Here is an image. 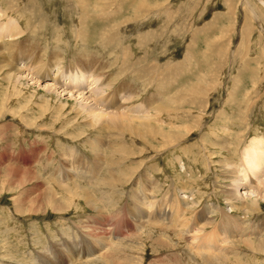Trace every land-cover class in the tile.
Returning a JSON list of instances; mask_svg holds the SVG:
<instances>
[{
	"label": "rangeland",
	"instance_id": "obj_1",
	"mask_svg": "<svg viewBox=\"0 0 264 264\" xmlns=\"http://www.w3.org/2000/svg\"><path fill=\"white\" fill-rule=\"evenodd\" d=\"M99 1L0 0V264H69L64 249L80 252L71 264H192L211 233L225 243H217L213 263L204 255L198 264H264V255L239 245L264 238V192H250L258 176L264 179V0H105L122 9L110 18L93 16ZM117 25L118 32H108ZM22 52L51 66L49 78L31 80L30 68L17 82L8 79L3 65L12 66ZM80 65L99 68L113 88H136L140 97L129 107L171 100L168 115L156 120L169 137H124L127 159L120 167L137 172L122 185L103 189L94 178L88 145L100 135L87 127L77 89L53 82L58 68ZM50 85L58 87L49 94ZM138 111L132 116L143 117ZM68 149L89 159L92 178L53 176L60 164L86 167ZM255 155L262 165L246 168ZM232 175L245 206L226 197ZM60 184L88 192L97 208ZM132 193L139 204L129 200ZM218 209L244 219V228L225 236ZM100 245L107 252H98ZM232 246L237 257L226 253Z\"/></svg>",
	"mask_w": 264,
	"mask_h": 264
},
{
	"label": "bare ground",
	"instance_id": "obj_2",
	"mask_svg": "<svg viewBox=\"0 0 264 264\" xmlns=\"http://www.w3.org/2000/svg\"><path fill=\"white\" fill-rule=\"evenodd\" d=\"M82 2H85L87 0H81ZM103 1L102 3H99ZM99 2H96L95 5H93V12H94V17L95 15H103L102 18L105 16L106 18H110V16L112 15H116V13L122 11V9L117 8V2L115 5V8L113 7H108L106 5V3L104 2L105 0H101ZM262 4H264L263 2H261ZM135 6V3L133 5ZM109 8H113L112 12L111 11H107ZM81 9H83V13L87 14V9L83 6ZM115 10V11H114ZM107 11V12H106ZM138 13V8H136L135 12H134V17H136ZM84 16V15H82ZM92 16V17H93ZM122 16V15H121ZM104 20V19H103ZM110 20V19H109ZM108 20V21H109ZM130 21H132V18H129ZM107 22V20H104ZM96 22V21H95ZM97 23V22H96ZM109 24V23H108ZM106 25V24H105ZM120 25L117 26H113V27H109L108 32H118V30L116 31V29H118ZM96 27V26H95ZM120 29V28H119ZM93 31V29L91 30ZM93 33V32H92ZM96 33V32H95ZM0 35H2V30L0 31ZM3 37V36H2ZM113 38V35L110 34L109 36H107L106 38H108L110 41H112L111 38ZM105 40V39H103ZM1 46V45H0ZM3 47V46H2ZM9 51V49H8ZM23 53L21 54V58H19L18 61H15L14 64L12 66H8V64L3 65V68L7 67L8 71H7V78L8 79H12L13 81H18L20 80L22 75H25L26 72H28L31 68L32 73H30L31 76V80H36L37 83L43 82L44 80L48 79L49 75H47L51 69V66H45V65H41V63H34L33 61L31 62V58L28 57V54L26 55L28 58H26V56L23 57ZM20 54V53H19ZM10 57H12V52H9ZM14 56V55H13ZM20 57V56H19ZM23 57V58H22ZM9 58V56H8ZM13 59V58H12ZM14 59L17 60L16 56H14ZM2 62H5V59H2ZM5 66V67H4ZM103 71L102 73L104 74L105 68L104 66L102 67ZM31 72V71H30ZM29 73V72H28ZM5 76V77H6ZM70 79V83H72L74 86H68L65 82L64 79ZM151 78V77H150ZM58 80L59 83H61L59 88H76L77 91L76 93H78L79 97H80V102L78 105V108L80 109V111L82 113H84L87 117L90 118V121H88L89 123L87 124V127H89L92 131V133L94 134H99L100 136H96L94 139L90 140L89 142V147L88 150L90 151V156L94 159V161H96L97 163L93 166H90V168L94 169L95 171V177L94 178H98L99 179V184L102 186V188L104 189V187L108 188V187H115L116 185H122L123 183H125V179L126 178H131L136 172H137V168H122L120 167V165L122 163L121 160L125 158V151H126V143L124 142L125 138H127V136L129 135L128 138H133L135 137L137 140L144 142L146 138H149L151 141H154V139L158 137H169V134L166 133L165 130H163L162 127L158 126V124H156V120L158 118L159 115L161 114H167L170 112V108L168 107L169 102L167 101H171L170 99L166 100V101H162L161 104L159 103V105H152V102H148L146 101L145 103H142L138 106L133 105L131 107L127 106L128 103H133L136 102L140 95L139 92H137L136 88L135 91H132L131 89H127V90H122V88H113L114 82L112 81V79H110L109 81L107 79H105V77L102 76L101 71L99 70V68H92L90 65H80V66H76V67H67V68H58L57 69V73L55 74V76L53 77V82ZM86 80V81H85ZM152 80V79H151ZM8 81V80H7ZM150 81V80H149ZM68 83V82H67ZM71 84V85H72ZM146 84V83H145ZM58 86H53L50 85V87H47V93H51L56 91ZM108 91V92H107ZM168 103V104H167ZM136 106V107H135ZM164 107H168L166 109L163 108ZM139 108V111L137 113L141 114V112H143L144 114L142 115L143 117H138V116H132V113H135L134 111L137 110ZM143 110V111H142ZM91 119H95V123H92ZM161 124V123H160ZM96 126H98V130L95 129ZM90 138V137H89ZM167 140V139H165ZM105 141V142H104ZM169 142V141H168ZM104 143V144H103ZM160 149V148H159ZM73 157H76V159L78 160H83L84 164L86 165V167L81 168L80 167L77 169H65L66 164L62 165L60 164L57 168L56 171L54 172L53 176L56 177H64L62 175H67L69 176V178L71 177L73 179L74 175L77 176L78 174L81 175H87L90 179L92 178V175L90 174V168H88L87 166H89V159L81 156L78 154V151H72V150H67ZM129 151V150H128ZM127 151V152H128ZM104 164L100 163V157H102V159L104 158ZM75 159V158H74ZM130 158H128L129 160ZM249 160V161H248ZM245 162V167L250 166L253 168H258L260 165V161H257V156H253L251 157V159H248ZM263 160H264V156H263ZM66 161V160H65ZM262 161V160H261ZM68 162V161H67ZM79 162V161H78ZM124 162V161H123ZM81 163V162H80ZM79 164V163H78ZM251 164V165H250ZM82 165V164H81ZM74 167V166H73ZM82 167V166H81ZM139 167V165H138ZM244 167V166H242ZM246 167V168H247ZM68 168V167H67ZM112 168H117L114 172H111L110 170ZM104 170V171H103ZM18 171V170H17ZM22 171V170H21ZM53 171V170H52ZM29 172V171H28ZM69 175H68V174ZM26 174V173H25ZM77 174V175H76ZM234 174V173H233ZM79 176V175H78ZM100 176V177H99ZM65 178V177H64ZM87 178V177H86ZM149 178V177H148ZM260 176H258L256 178L257 183L254 185L253 189L256 188L254 191H250L251 194H255V196H259L261 195L260 193L264 192V179L260 180L259 179ZM232 183H233V187L232 189H230L228 192L225 190V192H227V196L229 201H241V204H243L244 206L246 205V200H244L238 193V187L236 186L237 181L235 180V176L232 175V177L230 178ZM61 180V179H60ZM71 180V179H70ZM148 180V179H147ZM62 181V180H61ZM64 183L66 182V180L63 181ZM93 182V181H92ZM98 182V180H97ZM151 182V181H149ZM155 182V181H154ZM74 185L76 183H73ZM78 184V183H77ZM96 186L98 185L97 183H94ZM93 184V185H94ZM63 184H60V186L58 185L57 188H60L61 190L64 189V192H67L68 194H71L72 196L76 197L78 195L82 196L84 202L88 205V207L91 210H95V204H91L90 203V197L88 195V192L84 191H79L76 192L75 190H73V188H71L70 186H61ZM143 185V184H142ZM231 185V184H230ZM78 185H75L74 187L76 189H80L77 187ZM95 186V187H96ZM122 187V186H120ZM92 188V187H91ZM101 187L99 189H102ZM53 190L51 191L52 194H54V196H56V189L55 187L52 188ZM97 189V187H96ZM114 189V188H112ZM111 189V190H112ZM106 190V189H105ZM228 190V189H227ZM104 191V190H103ZM175 191V190H174ZM108 192V191H107ZM50 193V192H48ZM97 193V191H96ZM104 193V192H103ZM175 193V192H174ZM248 193H246L245 195L247 196ZM250 194V195H251ZM166 195V194H165ZM52 196V197H54ZM157 196V195H156ZM263 196V195H261ZM129 200L134 199L135 202H138L139 198L138 196H134V194L132 193L131 196H129ZM144 198V197H143ZM179 198V197H178ZM51 199V198H50ZM166 199V198H165ZM53 200V199H52ZM133 200V201H134ZM180 200V199H179ZM250 201V203H254L256 204L255 201L257 200H252V199H248ZM59 201V200H58ZM132 201V202H133ZM191 201V200H190ZM100 202V201H99ZM150 202V201H149ZM166 202V201H165ZM179 202V201H178ZM228 202V201H227ZM54 203V202H53ZM56 203V202H55ZM145 203V202H144ZM181 203V202H180ZM230 203V202H229ZM169 204V203H168ZM177 204V203H176ZM55 205V204H54ZM134 205V204H133ZM175 205V204H174ZM180 205V204H179ZM242 205V206H243ZM192 206V205H191ZM234 206V205H233ZM244 206L242 208H244ZM257 206V205H256ZM62 207V206H61ZM177 207V206H176ZM181 207V205H180ZM253 211H257L258 209H256V207L254 208V206H251ZM259 207V206H258ZM58 208V207H57ZM59 209V208H58ZM57 209V210H58ZM103 209V208H102ZM144 209V208H143ZM189 209V208H186ZM217 209V208H215ZM185 210V209H184ZM242 210V209H241ZM180 211V210H179ZM182 211V210H181ZM190 211V210H189ZM217 211V210H216ZM231 211V210H230ZM228 211V213H226V211H224V213L221 212L220 209H218V212L221 213L220 216H222L224 218V235L227 236L226 231L228 230H233V231H239L240 229L244 228L245 222L244 219L240 220L237 219L236 217H233L231 215V212ZM244 211V209H243ZM97 212V211H96ZM130 212V211H129ZM151 212V211H150ZM185 212V211H184ZM191 212H193L191 210ZM190 212V213H191ZM137 213V212H136ZM152 213V212H151ZM150 213V214H151ZM213 213V212H212ZM183 214V212H182ZM195 214V213H194ZM246 214V213H245ZM244 214V215H245ZM184 215V214H183ZM182 215V216H183ZM102 216V215H101ZM126 216V215H125ZM186 216V215H185ZM246 216V215H245ZM191 217V216H190ZM142 218V217H141ZM181 218V217H180ZM184 218V216H183ZM194 218V217H193ZM140 219V218H139ZM153 219V218H152ZM151 219V220H152ZM179 219V218H178ZM190 219V218H189ZM246 219V218H245ZM134 220V219H133ZM150 220V221H151ZM181 220V219H180ZM185 220V219H184ZM188 220V219H187ZM211 220V219H209ZM213 220V218H212ZM144 221V220H143ZM154 221V220H153ZM134 222V221H133ZM142 222V221H141ZM140 222V223H141ZM155 222V221H154ZM178 222V220H177ZM191 222V221H190ZM189 222V223H190ZM218 222V221H217ZM251 222V221H250ZM139 223V222H138ZM170 223V222H169ZM174 223V220L173 222ZM180 223V221H179ZM188 223V222H187ZM211 223V222H210ZM209 223V224H210ZM143 224V223H142ZM175 224V223H174ZM178 224V223H177ZM176 224V225H177ZM154 225V223L152 224ZM179 225V224H178ZM190 225V224H189ZM204 225V224H203ZM213 225V224H211ZM255 225V224H254ZM84 226V225H83ZM159 226V225H158ZM202 226V225H200ZM207 225H205L206 227ZM257 226V225H256ZM87 227V226H85ZM145 227V226H144ZM181 227V226H180ZM186 227V226H183ZM188 227V224H187ZM204 227V228H205ZM249 227V226H248ZM88 228V227H87ZM146 228V227H145ZM190 228V227H189ZM201 228V227H200ZM148 229V228H147ZM162 229V228H161ZM203 229V228H202ZM256 229V228H255ZM187 230V229H186ZM191 230V229H190ZM189 230V231H190ZM214 230V229H213ZM254 231V228L252 229ZM183 231V230H182ZM196 231V230H195ZM194 231V233H195ZM243 231V230H242ZM85 232L86 229H85ZM185 232V230H184ZM201 232V229L199 230L198 233ZM246 232V231H245ZM110 233V232H109ZM108 233V234H109ZM187 235V231L185 232ZM197 233V234H198ZM216 233V231H215ZM91 234V233H90ZM96 234V233H95ZM93 234V235H95ZM181 234V233H180ZM191 234V233H190ZM189 234V235H190ZM203 234V233H202ZM207 234V233H206ZM251 234V233H250ZM86 235V234H85ZM97 235V234H96ZM243 235V234H242ZM258 235V234H257ZM261 235V234H260ZM91 236V235H90ZM132 236V235H131ZM197 236V235H196ZM200 237H197V241L201 240L204 236L203 235H199ZM247 236V235H246ZM85 237V236H84ZM92 237V236H91ZM99 237V236H97ZM244 237V235H243ZM250 237V236H249ZM192 238V237H191ZM240 238V236H239ZM263 238V237H262ZM92 239V238H91ZM97 239V238H96ZM102 239V238H101ZM105 239V238H104ZM251 238L246 237V239L243 240V242L240 241L239 245L241 246V248H244L248 251H250V253H255V254H260V255H264V238L262 240H257L256 241H251L249 240ZM70 240V239H69ZM75 240V239H74ZM173 240V239H172ZM194 240V239H193ZM226 239H221V240H217V235H214L213 233H211V235L209 237H205L204 239H202L200 242V246H198V251L196 252L194 251L193 253L196 254L197 257V261H196V257L195 254H191V256L195 259H193L196 262H193L192 264H198V261H201V257H203L204 255L206 256V260H212L214 255L212 254V252H215L216 250H218V246H220V244L217 243H223ZM238 240V239H236ZM235 240V241H236ZM107 241V240H105ZM180 241V240H179ZM230 241V240H229ZM228 241V242H229ZM234 241V240H233ZM118 242V241H117ZM191 242H193L191 240ZM195 242V240H194ZM193 242V243H194ZM228 242L226 244H228ZM231 242V241H230ZM238 242V241H237ZM72 243V242H71ZM103 242H101L102 244ZM225 243V242H224ZM223 243V244H224ZM105 244V243H104ZM178 244V243H177ZM225 244V245H226ZM233 244V243H232ZM230 245V244H229ZM112 246V245H111ZM228 245H226L227 247ZM61 247V246H60ZM67 247V245H66ZM193 247V246H192ZM229 247V246H228ZM63 248V247H62ZM110 248V247H109ZM106 247L103 246H99V249H97L98 252L101 253H105L107 252V250H105ZM111 249V248H110ZM108 249V250H110ZM226 249V248H225ZM65 251L63 252L65 254V257H68L69 259V264L75 262V260H77L78 258H80V252L75 254V252L73 253L70 250L64 249ZM196 250V249H195ZM84 250H82L83 252ZM87 251L89 252L88 256H91V254H94V250L90 252L89 249H87ZM189 252V249L187 250ZM226 253H228L230 256L232 257H237V251L235 252V248L234 246L229 248V252L227 251ZM187 255V254H185ZM86 256L84 254H82V257ZM227 254L225 255L226 258ZM244 256V255H243ZM229 257V256H227ZM87 258V257H86ZM90 258V257H89ZM94 259H97L94 257ZM228 259V258H227ZM230 259V258H229ZM228 259V260H229ZM72 260V262H70ZM87 260V259H86ZM192 260V259H191ZM192 260V261H193ZM205 262L209 263L208 261ZM220 260V259H219ZM91 261V260H90ZM214 261V260H212ZM211 261V262H212ZM216 261V260H215ZM221 261V260H220ZM189 262V261H187ZM201 262V263H203ZM228 263L230 261H227ZM226 262V263H227ZM235 262L239 264L240 261L235 260ZM213 263V262H212ZM210 263V264H212ZM216 263V262H215ZM214 263V264H215ZM223 263V262H222ZM234 263V260L233 262ZM190 264V263H189ZM220 264V263H218Z\"/></svg>",
	"mask_w": 264,
	"mask_h": 264
}]
</instances>
